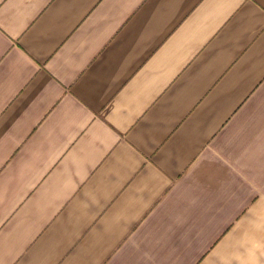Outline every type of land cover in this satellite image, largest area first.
Segmentation results:
<instances>
[{
	"label": "crops",
	"instance_id": "crops-1",
	"mask_svg": "<svg viewBox=\"0 0 264 264\" xmlns=\"http://www.w3.org/2000/svg\"><path fill=\"white\" fill-rule=\"evenodd\" d=\"M0 264H264V0H0Z\"/></svg>",
	"mask_w": 264,
	"mask_h": 264
}]
</instances>
